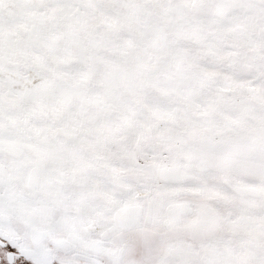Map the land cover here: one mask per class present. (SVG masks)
Instances as JSON below:
<instances>
[{"label":"snow or ice","instance_id":"1","mask_svg":"<svg viewBox=\"0 0 264 264\" xmlns=\"http://www.w3.org/2000/svg\"><path fill=\"white\" fill-rule=\"evenodd\" d=\"M0 264H264V0H0Z\"/></svg>","mask_w":264,"mask_h":264}]
</instances>
